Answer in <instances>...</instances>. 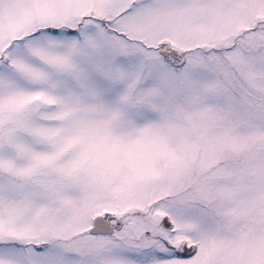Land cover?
Listing matches in <instances>:
<instances>
[{
  "label": "snow or ice",
  "instance_id": "obj_1",
  "mask_svg": "<svg viewBox=\"0 0 264 264\" xmlns=\"http://www.w3.org/2000/svg\"><path fill=\"white\" fill-rule=\"evenodd\" d=\"M0 264H264V0H0Z\"/></svg>",
  "mask_w": 264,
  "mask_h": 264
}]
</instances>
